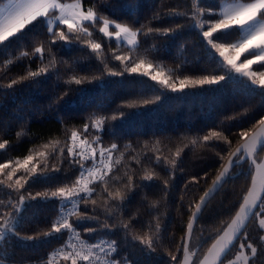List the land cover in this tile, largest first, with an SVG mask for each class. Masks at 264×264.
I'll use <instances>...</instances> for the list:
<instances>
[{
  "label": "trees",
  "instance_id": "trees-1",
  "mask_svg": "<svg viewBox=\"0 0 264 264\" xmlns=\"http://www.w3.org/2000/svg\"><path fill=\"white\" fill-rule=\"evenodd\" d=\"M81 1L84 7L95 3L99 15L126 24L133 30L141 29L144 33L149 28L163 30L174 29L178 25L185 27L167 37L151 34L140 36V48L129 52L128 46H118L113 38L108 41L98 31L102 24H97L95 29H90L93 31L91 39L103 45V51L99 54L101 59L91 54L90 48L81 42L65 46L64 42L58 41L50 45L44 23L30 26L23 36L10 38L5 45H0V141L6 139L9 142L6 150H0V163L10 159L23 160L30 150L51 151V148L43 147L45 144L66 147L67 134L82 129L85 123H91L90 117H109L103 125L102 141L104 145L117 144L118 151L113 157L114 160L120 159V164L114 165L118 169L117 174L121 177L125 173L131 175L134 186L123 202L110 201L113 208L107 223L130 221L131 227L127 233L119 227L87 233L86 228L98 227L95 221H84L76 226L88 239L115 240L118 245L116 257L121 262L170 264L169 253L176 255L177 261L181 262L184 257L182 245L186 241L187 226L196 211V203L209 191L213 180L229 162V151H235L243 143L239 132L251 129L264 116V97L259 91L249 93L244 89L218 94L198 85H189L182 93L172 92L148 76L125 71V65L131 67L127 61L122 64L112 59L114 51L130 55L133 61L144 59L145 64L153 63L154 68L149 70L152 74L163 69L166 76L172 75L174 78L177 69L181 77L193 79L209 74L216 64L211 62V54L201 41L199 29L187 27L193 23L188 16L170 15L171 12L189 11L192 0ZM223 1L233 0H199V4L201 8L219 11ZM83 39L87 40L88 37ZM224 39L232 41L236 36L229 35ZM41 44L45 47L43 61L39 54L33 55L34 48ZM23 52H28L29 56L23 57ZM52 58L55 59V67H50L46 75L22 80L11 89L6 87L11 80L26 76L28 71L50 66ZM108 70L123 74L111 76ZM71 76H86L92 82L83 85L65 83ZM174 82L179 86L178 81L174 79ZM69 88L84 91L82 94L70 91L68 95H63ZM61 96L62 99L59 98ZM157 96H160L159 101L143 104L145 99L155 101ZM130 104L137 107H128ZM120 112L127 115L120 119ZM112 116L118 118L112 120ZM211 131H222L231 145L220 139L203 141L202 137ZM193 140H196L195 145L192 144ZM178 149L183 151L174 167L170 161L176 159ZM263 155L264 152H261V159ZM157 156L160 157L159 164L156 163ZM48 163L58 164L59 161L49 160ZM253 171L246 162L234 167L225 185L206 206L197 222L190 246L192 250L193 241L197 242L192 250L196 252V264L217 239V234L222 233L221 230L238 212L250 188ZM150 173L154 174L151 181L141 179ZM78 175L79 167L69 168L65 161L62 170L52 173L50 179L25 187L33 195L36 192H50L65 184L70 185ZM193 177L199 183L191 182ZM3 179L5 177L0 175V180ZM165 181L168 182L167 187ZM93 187L97 188V192L92 198L97 199V215L103 222L106 219L103 201L107 199V194L102 186ZM117 188L125 191L122 184H109L110 191ZM21 192L27 195V192ZM18 195L6 185H0V199L5 203L9 200L15 202ZM117 204L119 207L115 206ZM59 207L57 199L31 201L26 205L17 229L20 237H36L50 231L51 224L58 218ZM93 207L89 203L87 208L81 205V210L91 214ZM259 219L254 215L225 260L241 250V243L251 253L247 247L251 243L257 248L255 256L259 264L264 263V241H261L264 230L259 226ZM134 236L152 237L155 251H147L145 245L133 239ZM65 239V234L47 238L40 236L33 240L10 236L6 241H0V264H49V255L57 251Z\"/></svg>",
  "mask_w": 264,
  "mask_h": 264
},
{
  "label": "snow or ice",
  "instance_id": "snow-or-ice-1",
  "mask_svg": "<svg viewBox=\"0 0 264 264\" xmlns=\"http://www.w3.org/2000/svg\"><path fill=\"white\" fill-rule=\"evenodd\" d=\"M132 8V5H127ZM170 15L188 16L193 21L187 27L198 28L201 41L208 53L211 54V62L216 64L209 74H205L198 79H193L189 76L181 77L179 69L175 78L172 75L166 76L163 69L152 74L151 69L154 68L153 63L145 64L144 59L133 61L130 55L117 54L115 51L112 54V59L120 61L122 64L127 61L128 67L125 65V71L130 73H141L143 76H148L152 81H157L164 89L172 92H183L189 85L200 86L202 89L213 93H225L229 90L238 92L241 89L247 90L249 93L259 91L264 97V0H249V2H239L223 5L219 11L213 9H204L200 7L199 0H192L191 9L183 12H171ZM44 23L46 32L49 38V44H56L58 41L64 42L65 46H70L72 43L81 42L87 48H90L91 54H95L97 59H101L100 53L103 51V45L100 42H95L91 39L93 31L97 24H102L99 27V33L111 41L112 38L118 43V46L126 44L129 52L140 48V40L138 37L147 35H162L167 37L170 34H175L183 29V25H178L176 28L168 29H152L149 28L147 33L141 29L133 30L126 24L117 23L107 17L101 16L96 10V5L93 3L90 7L82 6L80 0H76L73 4L62 3L61 0H7V3L0 7V45H5L10 38H17L24 35L26 29L30 26ZM143 27V26H141ZM112 28L114 30L110 31ZM229 35H235L236 39L227 41L224 38ZM88 37L87 40L83 39ZM148 51V50H145ZM45 47L43 44L34 48V53L39 54L43 61ZM23 57H28V52L21 54ZM241 57L243 59L241 60ZM103 62V60H102ZM257 65V68H253ZM50 67H55V59L52 58L50 66L40 67L37 71H28L26 76H22L19 80L13 79L7 88L11 89L13 85L26 79H35L36 77L46 75L50 71ZM105 68L107 65L105 64ZM143 71L141 72V70ZM123 73L108 70V75L119 76ZM92 79L98 80L99 77ZM178 81L177 83L174 82ZM88 77L71 76L65 83L71 85H83L91 83ZM70 91L83 93L84 89L69 88L63 95H68ZM60 99L63 96L59 97ZM160 100V96L156 97L155 101L145 99L144 105L155 103ZM128 107H137L136 105H127ZM127 113L120 112L119 118L123 119ZM117 116H112L111 119H117ZM91 123H85L82 129L72 130L66 136V147H59L45 144V149L51 148V151H32L23 158V160H8L5 163H0V175L5 179L0 180V185H6L8 189L18 193V199L13 202L9 200L5 203L0 199V241H6L10 236H15L21 239L33 240L40 236L45 238L57 236L58 234H67L65 244L53 253V256L60 257L65 264H127V261H116L111 257L116 253L118 245L115 240L105 238L98 239L95 243H89L80 239V232L77 231L75 225L84 221H95L98 227L86 228L85 232L93 233L102 229L112 230L113 228H122L127 231L131 227V223L122 222L120 224H109L107 219L111 218L113 208L112 202H123L127 199V194L132 191L134 186L133 177L125 173L124 177L119 176L118 169L114 165L120 164V159H113V154L118 151L116 143H111L109 147H104L101 134L103 133V125L109 119L107 116H96L91 118ZM259 126L261 132L254 130ZM67 131V130H66ZM94 133L93 139L88 140V135ZM115 135V133H113ZM20 135L19 133L17 134ZM239 138L245 141L235 151H229L230 156L228 167H225L219 175L213 180V189L217 185H221L229 176L231 167H238L241 162H246L249 169H255L257 173L264 168V159L260 158V153L264 152V116H262L251 129L242 130L239 132ZM203 141L210 142L214 139H220L224 143L231 145L228 137L223 135L222 131H211L209 134L202 137ZM196 144V140L192 141ZM9 145L8 140L0 141V150H6ZM95 145V146H94ZM183 149H178L175 153L176 159L170 161L175 167L177 160L181 156ZM123 154H121L122 156ZM223 157H221L222 159ZM135 159V157H133ZM49 160H58V164H49ZM67 161L68 167H79V175L70 185L57 187L53 191L36 192L33 195L27 192L26 185L35 184L40 181L50 179L51 174L60 172ZM91 161L92 165L87 167V162ZM139 163V161H137ZM156 163H160V157H156ZM21 170H23L21 172ZM17 173H21L17 175ZM251 174V172L249 173ZM154 174H148L141 179L151 181ZM207 176V174H205ZM15 177V179H14ZM191 182L199 183L196 177L192 178ZM122 184L125 191L117 188L115 191L109 190V184ZM168 182L165 181V187ZM93 185L102 186L103 191L107 194V199L103 201V214L105 221L101 222L97 215L98 202L93 199V195L97 192V188ZM264 187V184H262ZM213 189L206 191L200 197V201L196 203V212L193 217L197 218L202 211L205 200L212 193ZM27 192V195L21 192ZM11 195V193H9ZM41 199L44 201L57 199L59 201L58 218L51 224V230L38 234L36 237L26 236L20 237L17 229L20 226L22 213L31 201ZM93 205L91 214L81 210V205L87 208L88 204ZM260 205V211L255 213L259 219V226L264 229V192L256 191V177H252V188L243 198V203L239 206V211L236 213L231 223L223 228L222 235L217 234L218 238L208 250L213 256V264L221 260V256L233 243L235 238L240 234L244 226L245 220L252 214V210ZM119 207V205H115ZM189 235L193 229V223L188 224ZM159 226L157 225V230ZM247 239V234H244ZM133 239L139 240L142 245H145L147 251H155V241L152 237L134 236ZM76 241V243L73 242ZM264 241V236L261 237ZM77 244L79 246H77ZM190 239L186 240L183 245L184 261L178 262L177 256L169 253L170 264H196V253H190ZM246 246L241 243L240 249L243 250ZM251 249L253 257L257 252V248L251 243L247 245ZM243 252L237 255L236 259L240 258ZM208 259L207 256L204 258ZM51 264V262H49ZM199 264H204V261H199ZM221 264L223 262L221 261ZM228 264H234L232 260Z\"/></svg>",
  "mask_w": 264,
  "mask_h": 264
},
{
  "label": "water",
  "instance_id": "water-1",
  "mask_svg": "<svg viewBox=\"0 0 264 264\" xmlns=\"http://www.w3.org/2000/svg\"><path fill=\"white\" fill-rule=\"evenodd\" d=\"M255 132H261V129L258 127V128L255 130ZM244 142H245V141H243V143H244ZM243 143H242V144H243ZM242 144H241V145H242ZM241 145H240V146H241ZM240 146H239V147H240ZM262 159H264V155H263ZM243 163H244V162L242 161L241 164H243ZM225 167H228V163H227V165H226ZM225 167H224V168H225ZM234 167H235V166H234ZM234 167H231V168L229 169V175H230V173H231V171L233 170ZM222 171H223V170H222ZM222 171H221V172H222ZM253 176L256 177V191H257V192H264V187H262V184H264V168H262V169L260 170L259 173H257L256 170L254 169V171H253ZM253 176H252V177H253ZM228 178H229V176H228ZM228 178H226V181H225L223 184H221V185H217V186L215 187V189H213V185H212V187H211L210 189H213V191H212V193L209 195V197L206 198L205 203H204L203 208H202V211L198 214V217H197V218L192 217V220H191L190 223H193V229H192V231H191V234L189 235V231H188V232H187V236H186V240H189V239H190V244H189V250H190V253L194 252V251L191 250L190 246H191V241H192L193 233H194L195 227H196V225H197V222H198L200 216L202 215L203 211L205 210L206 206L209 204V202L211 201V199H212V198H213V197H214V196H215V195H216V194L222 189V187L225 185V183L227 182ZM250 188H252V181H251ZM250 188H249V189H250ZM210 189H209V190H210ZM259 206H260V205H257V207L254 208V209L252 210V214H250L249 217H248V219L245 220V222H244V226H243V228L241 229L240 234L235 238V240L233 241V243L229 245V248L225 251V253L222 254V256H221V260H220V261H216L215 264H221V261L224 262V260L226 259V257L229 255V253L232 251V249L234 248V246L237 244V242L239 241V239H240L241 236L243 235V233H244V231L246 230V228H247V227L249 226V224L251 223V221H252V219H253V217H254L256 211L258 210ZM196 211H197V210H196ZM196 211H195V212H196ZM238 211H239V210H238ZM235 216H236V215H235ZM235 216L233 217V219L235 218ZM231 221H232V220H231ZM231 221H230L229 223H231ZM222 234H223V233H221L220 235H222ZM217 238H218V237H217ZM213 243H215V241H214ZM213 243H212V245H213ZM212 245L209 247V249L212 247ZM209 249H208V250H209ZM208 250H207V252L205 253V255L203 256V258H202L200 261L203 260V261H204V264H213V256L209 254ZM194 253H196V252H194ZM205 256L208 257L207 260L204 259ZM194 259H196V256H195ZM182 261H184V257H183V260H182ZM189 264H191V261H189Z\"/></svg>",
  "mask_w": 264,
  "mask_h": 264
},
{
  "label": "rangeland",
  "instance_id": "rangeland-1",
  "mask_svg": "<svg viewBox=\"0 0 264 264\" xmlns=\"http://www.w3.org/2000/svg\"><path fill=\"white\" fill-rule=\"evenodd\" d=\"M62 3H65V4H73V3H75L76 2V0L75 1H69V2H66V1H61ZM80 2H81V4H82V6H84L83 5V2L80 0ZM236 1H223L222 2V4H221V6H223V5H228V4H232V3H235ZM239 2H241V3H243L244 1H239ZM7 3V0H3L1 3H0V7H2L4 4H6ZM116 22V21H115ZM118 23V22H117ZM110 31H112V30H114V29H112V28H110L109 29ZM114 40H115V38H113ZM116 41V40H115ZM117 42V41H116ZM124 45H126V44H124ZM127 46V45H126ZM243 59V57H241V60ZM258 66L257 65H254L253 66V68L255 69V68H257ZM264 230V229H263ZM196 241H193V246H192V250H194V248H195V245H196ZM241 251L243 252V254L242 255H240V258L239 259H236V257H237V255L238 254H240L241 253ZM229 260H232L233 262H234V264H259V260H257V257L256 256H254L253 257V255H252V253H248L245 249H243V250H239V251H237V252H235V253H233L227 260H225L224 262H223V264H228V261ZM65 262H63L62 264H64ZM264 264V263H263Z\"/></svg>",
  "mask_w": 264,
  "mask_h": 264
},
{
  "label": "built area",
  "instance_id": "built-area-1",
  "mask_svg": "<svg viewBox=\"0 0 264 264\" xmlns=\"http://www.w3.org/2000/svg\"><path fill=\"white\" fill-rule=\"evenodd\" d=\"M103 134V133H102ZM101 134V140H103V135ZM93 136H94V134H92V133H90L89 135H88V140L89 141H91L92 139H93ZM102 143H103V141H102ZM95 146V145H94ZM103 146L104 147H109L110 145H104V143H103ZM113 157H114V154H113ZM92 165V162L91 161H88L87 162V167H90ZM75 227H76V229H77V231H79L80 232V239H82V240H84V241H86V242H89V243H95L98 239H100V238H98V239H93V240H91V239H88V238H86L83 234H82V232H81V230L75 225ZM65 237H66V239H65V242L67 241V239H68V237H67V234H65ZM105 239H108V238H105ZM108 240H111V239H108ZM65 242H64V244H65ZM73 242L74 243H76V241L75 240H73ZM63 244V245H64ZM63 245H61L60 247H59V249L63 246ZM77 246H79L78 244H77ZM56 252V251H55ZM117 252H118V249H117V251H116V253L111 257L112 259H115L116 261H119L118 259H117ZM53 253L54 252H52L50 255H49V260H48V263L49 262H51V264H62V260H61V258L60 257H57V256H53Z\"/></svg>",
  "mask_w": 264,
  "mask_h": 264
}]
</instances>
